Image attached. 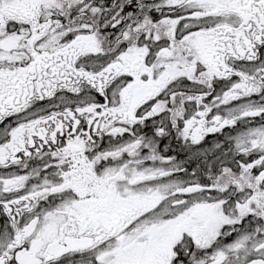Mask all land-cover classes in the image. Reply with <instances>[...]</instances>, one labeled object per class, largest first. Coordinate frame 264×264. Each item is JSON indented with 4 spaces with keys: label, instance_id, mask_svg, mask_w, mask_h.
Here are the masks:
<instances>
[{
    "label": "snow or ice",
    "instance_id": "6c2138e0",
    "mask_svg": "<svg viewBox=\"0 0 264 264\" xmlns=\"http://www.w3.org/2000/svg\"><path fill=\"white\" fill-rule=\"evenodd\" d=\"M0 264H264V0H0Z\"/></svg>",
    "mask_w": 264,
    "mask_h": 264
}]
</instances>
